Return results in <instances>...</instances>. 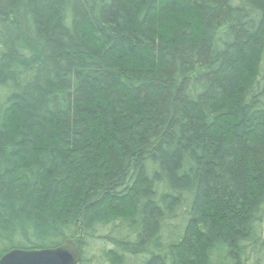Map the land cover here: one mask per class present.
Wrapping results in <instances>:
<instances>
[{"label": "trees", "instance_id": "16d2710c", "mask_svg": "<svg viewBox=\"0 0 264 264\" xmlns=\"http://www.w3.org/2000/svg\"><path fill=\"white\" fill-rule=\"evenodd\" d=\"M264 264V0H0V257Z\"/></svg>", "mask_w": 264, "mask_h": 264}, {"label": "water", "instance_id": "95a60500", "mask_svg": "<svg viewBox=\"0 0 264 264\" xmlns=\"http://www.w3.org/2000/svg\"><path fill=\"white\" fill-rule=\"evenodd\" d=\"M81 254L76 240L40 250L13 249L0 257V264H79Z\"/></svg>", "mask_w": 264, "mask_h": 264}]
</instances>
